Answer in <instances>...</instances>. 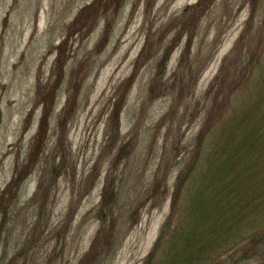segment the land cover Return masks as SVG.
<instances>
[{"label":"rangeland","instance_id":"374dc122","mask_svg":"<svg viewBox=\"0 0 264 264\" xmlns=\"http://www.w3.org/2000/svg\"><path fill=\"white\" fill-rule=\"evenodd\" d=\"M262 62L264 0H0V264H146Z\"/></svg>","mask_w":264,"mask_h":264},{"label":"trees","instance_id":"16d2710c","mask_svg":"<svg viewBox=\"0 0 264 264\" xmlns=\"http://www.w3.org/2000/svg\"><path fill=\"white\" fill-rule=\"evenodd\" d=\"M250 79L243 90L247 96L239 97V120L233 117L221 130L220 144L211 142L214 149L202 173L192 174L187 186L189 169L178 183L172 212L146 264H222L237 245L239 260L264 264V62ZM22 181L18 176L0 194L2 203ZM100 216L104 222L96 245L108 214ZM82 264H89V254Z\"/></svg>","mask_w":264,"mask_h":264}]
</instances>
